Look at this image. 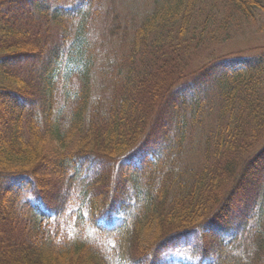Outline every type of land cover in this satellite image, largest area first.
I'll list each match as a JSON object with an SVG mask.
<instances>
[{"label": "trees", "instance_id": "16d2710c", "mask_svg": "<svg viewBox=\"0 0 264 264\" xmlns=\"http://www.w3.org/2000/svg\"><path fill=\"white\" fill-rule=\"evenodd\" d=\"M221 1L214 27L203 0L112 7L98 42L102 0H0V264H264V49L193 68L264 0Z\"/></svg>", "mask_w": 264, "mask_h": 264}, {"label": "rangeland", "instance_id": "374dc122", "mask_svg": "<svg viewBox=\"0 0 264 264\" xmlns=\"http://www.w3.org/2000/svg\"><path fill=\"white\" fill-rule=\"evenodd\" d=\"M151 0H102V17H97L88 25L90 35L96 40L101 41L103 35L107 36L106 17L112 16V7L116 8L119 18L123 21L124 17H131L129 11L131 5L139 7L141 10L149 6ZM101 8V7H100ZM203 13L211 11V14L217 18L212 24L217 25L222 15L228 10V7L222 3L221 0H203L202 2ZM76 32V27H72V33ZM229 32L231 37L228 41L222 44L209 43L207 48L201 51L199 57L195 60L193 68L207 62L210 57L229 55L234 53H242L250 55L258 53L264 49V12H261L256 21L241 22L239 28H230ZM98 79V77H97ZM215 113L204 115L203 121L199 124H194L189 130L183 140V149L180 152V162L185 165H197L199 159V145L202 142L203 136L207 133L208 128L214 122ZM264 195V188H262ZM255 220H251L246 225L247 232L241 234L239 240L235 242L238 246L232 248V252L239 253L250 245L249 231ZM217 255L216 253H214ZM214 256V255H213Z\"/></svg>", "mask_w": 264, "mask_h": 264}]
</instances>
